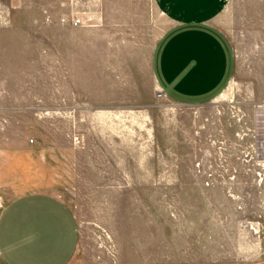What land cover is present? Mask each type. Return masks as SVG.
Instances as JSON below:
<instances>
[{"label": "rangeland", "instance_id": "374dc122", "mask_svg": "<svg viewBox=\"0 0 264 264\" xmlns=\"http://www.w3.org/2000/svg\"><path fill=\"white\" fill-rule=\"evenodd\" d=\"M171 24L154 0H0V212L54 193L77 264L264 260V0H226L235 71L203 105L160 95Z\"/></svg>", "mask_w": 264, "mask_h": 264}, {"label": "crops", "instance_id": "0c3cea01", "mask_svg": "<svg viewBox=\"0 0 264 264\" xmlns=\"http://www.w3.org/2000/svg\"><path fill=\"white\" fill-rule=\"evenodd\" d=\"M154 1L172 23L153 54L159 90L183 105L215 100L235 71L231 42L216 25L226 0ZM35 170L34 179V171L22 173L38 185L43 174ZM19 191L0 212V264H77L80 231L72 209L43 187Z\"/></svg>", "mask_w": 264, "mask_h": 264}, {"label": "bare ground", "instance_id": "6f19581e", "mask_svg": "<svg viewBox=\"0 0 264 264\" xmlns=\"http://www.w3.org/2000/svg\"><path fill=\"white\" fill-rule=\"evenodd\" d=\"M18 167H20L21 169L26 167V164L24 163L23 159H19L18 161H16L15 163Z\"/></svg>", "mask_w": 264, "mask_h": 264}, {"label": "built area", "instance_id": "2783aa9c", "mask_svg": "<svg viewBox=\"0 0 264 264\" xmlns=\"http://www.w3.org/2000/svg\"><path fill=\"white\" fill-rule=\"evenodd\" d=\"M76 25H79L81 23V20L80 19H76L75 22H74ZM160 95L163 97L165 96V94L163 92L160 91Z\"/></svg>", "mask_w": 264, "mask_h": 264}]
</instances>
